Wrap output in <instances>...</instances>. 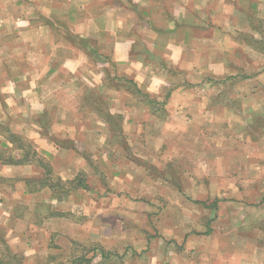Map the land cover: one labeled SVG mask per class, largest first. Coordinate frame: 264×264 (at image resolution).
Returning a JSON list of instances; mask_svg holds the SVG:
<instances>
[{
	"label": "rangeland",
	"instance_id": "obj_1",
	"mask_svg": "<svg viewBox=\"0 0 264 264\" xmlns=\"http://www.w3.org/2000/svg\"><path fill=\"white\" fill-rule=\"evenodd\" d=\"M254 5L222 18L234 28L212 35L200 66L159 67L176 101L124 99L106 162L77 142L92 169L81 195L28 202L0 181V264H264V0Z\"/></svg>",
	"mask_w": 264,
	"mask_h": 264
},
{
	"label": "crops",
	"instance_id": "obj_2",
	"mask_svg": "<svg viewBox=\"0 0 264 264\" xmlns=\"http://www.w3.org/2000/svg\"><path fill=\"white\" fill-rule=\"evenodd\" d=\"M256 1L0 0V124L7 128L0 132V181H12V195L20 188L28 202L49 191L28 183L44 174L8 139L13 135L62 181L79 172L90 176L88 159L106 162L114 150L111 116L124 135L132 111L124 99L133 95L126 81L158 102L174 101L180 88L163 95L174 78L159 67L200 66L207 44L217 42L212 35L234 28L222 18L247 17ZM159 55L167 67L154 66ZM81 139L90 158L76 146ZM1 146L13 154L3 157Z\"/></svg>",
	"mask_w": 264,
	"mask_h": 264
},
{
	"label": "trees",
	"instance_id": "obj_3",
	"mask_svg": "<svg viewBox=\"0 0 264 264\" xmlns=\"http://www.w3.org/2000/svg\"><path fill=\"white\" fill-rule=\"evenodd\" d=\"M126 84L128 85L129 90L135 94L136 96L142 97L143 100L149 105H157L159 104L157 101H154L151 97H149L148 94H144L137 85L133 81H126ZM112 118V116H111ZM13 138V139H12ZM8 139H11L17 147L23 151V157L24 159L32 160V162L36 165H39L41 170L43 171V177L42 178H35L33 181L28 182L34 187H47L49 190L52 189L54 191V195H52V198L54 199H61V197H65L66 194H68L72 189L77 190V189H83L87 190L88 186L85 180V176L82 173L77 174L72 180L70 181H62L59 177H56L55 181L53 183H50V180H52V168L50 167L49 164L44 162L42 159H40L37 155V153L32 149L31 145L24 143L23 139L19 136L13 135L12 137H8ZM23 142V143H22ZM2 157V156H1ZM4 157V156H3ZM38 159H33L37 158ZM22 162V161H19ZM3 164L9 163L7 160L2 161ZM54 175V174H53ZM65 185H68L66 188ZM62 195H60L61 193Z\"/></svg>",
	"mask_w": 264,
	"mask_h": 264
}]
</instances>
